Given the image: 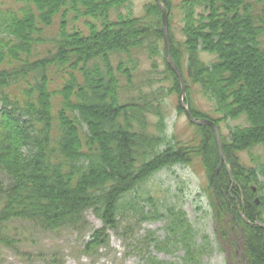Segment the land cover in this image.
I'll use <instances>...</instances> for the list:
<instances>
[{
	"label": "trees",
	"instance_id": "1",
	"mask_svg": "<svg viewBox=\"0 0 264 264\" xmlns=\"http://www.w3.org/2000/svg\"><path fill=\"white\" fill-rule=\"evenodd\" d=\"M162 1L171 16L173 9L181 15L182 39L169 28L170 53L185 76L193 116L219 126L245 118L222 134L232 176L225 164L217 170L212 127L196 126L197 142L174 143L167 132L163 91L150 76L162 47L172 90L180 93L181 84L166 58L157 0L140 15L133 0L0 3V245L28 263L64 264L58 250L34 248L33 231L84 234L93 211L103 225L83 243L89 258L109 247L114 231L130 255H139L137 264H177L154 250H181L184 264H207L221 240L215 246L178 196L164 195L172 188L148 185L160 172L199 159L220 238L230 233L235 249V233L222 225L240 224L248 264H264V230L243 219L264 223V0ZM144 60L152 65L139 78ZM192 86L219 117L195 108ZM157 221L164 234L138 232Z\"/></svg>",
	"mask_w": 264,
	"mask_h": 264
},
{
	"label": "rangeland",
	"instance_id": "2",
	"mask_svg": "<svg viewBox=\"0 0 264 264\" xmlns=\"http://www.w3.org/2000/svg\"><path fill=\"white\" fill-rule=\"evenodd\" d=\"M10 0H0L1 2H9ZM150 0H133L134 11L136 15H140L143 12V6L146 2ZM179 0H174V3H178ZM56 26V24L54 25ZM171 26L172 31L176 34L178 39H182L180 33L181 26V15L179 11L173 9V16L169 14V28ZM165 45V43H164ZM160 56L154 59L158 62L157 69L151 68L152 61L144 60L139 71V78H145L149 74L147 69L151 68V74L155 84L161 86L163 91V100L166 107L168 129L167 132L170 137L175 138L174 143L177 141L181 142H191L199 141L200 136L197 133V128L194 126L187 118L186 114L178 112L177 106L179 104V93L173 91L172 82L170 77L165 72L166 65L163 58V47ZM204 57L208 60L209 54H204ZM147 71V72H146ZM192 99L195 108L203 110L210 113L213 117H219L220 115L215 112V107L212 101L205 98L197 86H192L191 89ZM245 118H240L237 120H228L221 122V132L222 134L228 135L231 129L239 124H244ZM260 154H262L260 152ZM245 159L249 163H252L247 159L246 154ZM262 179V178H261ZM263 180V179H262ZM209 177L204 169L201 161L199 159H194V161L186 166H176L171 170H164L152 178L149 182V188H157L158 190H166L167 188H172L169 193H164V195L171 194L175 195L172 197L174 201H177V196L179 204L186 211L189 219L195 224L198 229L206 231L208 234L212 235L215 239V246L219 245V251L217 250L211 257H206L205 261L207 264H236L238 263V257L236 255V244L235 249L229 246L231 234L228 233V239L225 241L221 239L218 234L216 222H213L211 216L212 207L210 205L209 199ZM264 188V186H263ZM170 196V195H168ZM167 197V196H166ZM198 207L201 209L198 210ZM87 221L90 227L85 230L84 234L73 230H67L61 234H45L37 235L36 231H33L34 237L36 238V243L34 245L35 249H46V250H58L64 258V264H137L139 255L132 256L125 245L122 238L111 231L110 245L107 249H102L100 251L99 257L93 259L85 256L81 253V248L84 241H87L92 230L103 225L102 221L96 217L93 211H88L86 213ZM164 224L160 221L157 222H147L139 225L138 232L143 234L146 229L156 230L158 234H164L162 226ZM216 227V228H215ZM219 227V225H218ZM223 228L233 231L235 236H239L240 231L237 223H225L223 222ZM215 231V233H214ZM232 232V233H233ZM154 254L158 256L159 259L175 261L177 264H184L181 261V256L183 251H177L174 254L158 252L154 250ZM0 264H47L44 262L28 263L22 257L18 256L11 249L0 245Z\"/></svg>",
	"mask_w": 264,
	"mask_h": 264
},
{
	"label": "water",
	"instance_id": "3",
	"mask_svg": "<svg viewBox=\"0 0 264 264\" xmlns=\"http://www.w3.org/2000/svg\"><path fill=\"white\" fill-rule=\"evenodd\" d=\"M157 2H158L159 6L161 8V11H162L163 35H164L166 58H167L168 62L170 63V65L172 66V69L174 70L175 74L178 76L180 83H181V90L179 93V104L182 107V109L184 110L188 120L191 123H194L197 125H208V126L213 128L217 149H218L220 159H221L217 170H219L221 168V166L223 164H225L229 173L232 176V172H231L230 166L228 164L227 156L223 150L222 134H221V130H220L219 125L216 124L213 120H211L209 118H205V117L196 118L195 116H193L189 107L185 104V94H186L185 76H184L183 72L180 70V68L178 67V65L176 64V62L174 61V59L170 53V36H169V14H170V12L162 0H157ZM253 189L256 190V187H253ZM255 201H256V203H259V198H256ZM243 219L247 224L258 225L264 230V223L262 221L256 220L255 222H251L244 215H243ZM239 228H240V235L237 237V241H236V255H237L239 261H241V257H243L244 263L247 264L246 257L243 254L242 249H241L242 242L244 239V230L241 226Z\"/></svg>",
	"mask_w": 264,
	"mask_h": 264
},
{
	"label": "bare ground",
	"instance_id": "4",
	"mask_svg": "<svg viewBox=\"0 0 264 264\" xmlns=\"http://www.w3.org/2000/svg\"><path fill=\"white\" fill-rule=\"evenodd\" d=\"M178 77V76H177ZM180 81V80H179ZM181 84V83H180ZM186 93H187V86H186ZM185 97H186V94H185ZM185 104H186V102H185ZM187 105V104H186ZM188 106V105H187ZM190 109V108H189ZM194 126H203V125H197V124H194V123H192Z\"/></svg>",
	"mask_w": 264,
	"mask_h": 264
},
{
	"label": "flooded vegetation",
	"instance_id": "5",
	"mask_svg": "<svg viewBox=\"0 0 264 264\" xmlns=\"http://www.w3.org/2000/svg\"><path fill=\"white\" fill-rule=\"evenodd\" d=\"M232 210H233V208H232Z\"/></svg>",
	"mask_w": 264,
	"mask_h": 264
}]
</instances>
